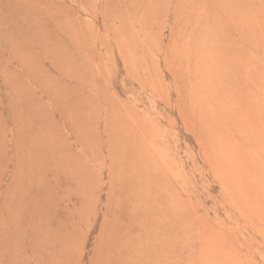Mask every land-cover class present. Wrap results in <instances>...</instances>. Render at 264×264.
Here are the masks:
<instances>
[{
    "label": "rangeland",
    "instance_id": "obj_1",
    "mask_svg": "<svg viewBox=\"0 0 264 264\" xmlns=\"http://www.w3.org/2000/svg\"><path fill=\"white\" fill-rule=\"evenodd\" d=\"M0 264H264V0H0Z\"/></svg>",
    "mask_w": 264,
    "mask_h": 264
},
{
    "label": "bare ground",
    "instance_id": "obj_2",
    "mask_svg": "<svg viewBox=\"0 0 264 264\" xmlns=\"http://www.w3.org/2000/svg\"><path fill=\"white\" fill-rule=\"evenodd\" d=\"M163 249H164V248H163ZM163 262H165V263H166V259H164V260H163Z\"/></svg>",
    "mask_w": 264,
    "mask_h": 264
}]
</instances>
